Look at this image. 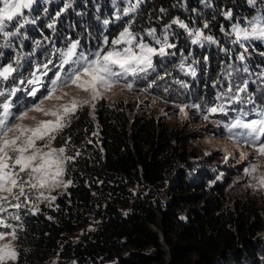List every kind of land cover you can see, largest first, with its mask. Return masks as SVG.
I'll return each instance as SVG.
<instances>
[{
    "label": "trees",
    "instance_id": "obj_1",
    "mask_svg": "<svg viewBox=\"0 0 264 264\" xmlns=\"http://www.w3.org/2000/svg\"><path fill=\"white\" fill-rule=\"evenodd\" d=\"M65 3L71 6L57 16ZM113 3L112 0H49L48 4L36 1L31 9L23 10V15L40 29L37 42L47 39L52 47L75 38L84 48L82 52L88 54L101 43L100 32L106 18L120 15L121 8L114 0ZM161 8L167 11L161 13ZM227 10L232 11V20H241V16L250 18L257 10H264V0H256L254 6L248 0H144L136 13L118 23L110 22L107 36L117 33L131 16H135L134 32L148 27L159 31L175 18L189 28H203L208 21L209 27L204 32L218 43L204 42L201 46L207 57L206 76L234 74L232 65L243 53L245 59L237 65L248 69L247 91L241 92L240 99H233L232 103H228L229 98L218 100L216 92L208 89L209 84L202 85V77L200 83L190 79L186 85L180 79L168 91L176 100L197 103L201 112L213 104L224 103L227 113L211 116L222 135L229 138L226 125L237 118H251L254 108L264 109V76H257L264 70L261 54L264 45L253 42L244 53L232 43L231 36L225 34L229 32V21L221 14ZM97 15L99 22L93 21ZM49 24L54 26L49 28ZM171 28L176 32L173 44L181 48L180 56H183L186 32L178 25ZM30 31L28 38H35ZM85 38L91 42H85ZM13 39L20 47L21 43ZM29 48L27 45L21 51L31 57ZM192 53L195 52L188 55ZM176 59L173 55L172 60L169 57L163 64L174 65ZM9 63V52L0 47V65ZM204 66L201 60L200 76ZM24 73L16 72L14 79L0 84L3 88H19L16 95L24 94L19 100L20 108L31 100L25 99L31 96L24 80L28 74ZM157 76L155 82L161 80ZM18 80L25 83L21 85ZM229 83L235 97L243 84L236 83L234 78ZM258 85L263 90L255 95ZM250 89H255L251 90L252 94ZM15 96L11 99L13 113L18 111ZM249 98L252 103H248ZM248 104L250 108L242 110L248 115L238 116L241 107ZM94 105L91 113L86 106L79 110L70 126L54 141L63 145L64 139L71 137L66 154L75 159L66 163L64 177L72 183L56 194L51 204L40 203L36 211L22 215L16 229L18 258L11 264H37L50 252H57L59 261L73 259L76 264H264V248L257 234L264 223L256 207L244 200L233 201L232 208L223 204V184L219 181L209 184L211 176L207 169L202 164L193 167L189 163V157L195 153L188 145L187 131L150 114H126L124 108L103 100ZM77 150L79 156L75 155ZM90 217L96 223L86 229ZM77 226L81 231L72 240L70 234Z\"/></svg>",
    "mask_w": 264,
    "mask_h": 264
},
{
    "label": "snow or ice",
    "instance_id": "obj_2",
    "mask_svg": "<svg viewBox=\"0 0 264 264\" xmlns=\"http://www.w3.org/2000/svg\"><path fill=\"white\" fill-rule=\"evenodd\" d=\"M34 3L35 0H0V47H12V38L18 37L20 30L26 24L34 22L23 15V10L31 9ZM143 3L144 0H135V2L130 0L123 10V15L130 16L136 13ZM248 3L254 6L256 0H248ZM70 6V3H65L57 16ZM159 11L165 13L167 10L161 8ZM221 14L225 19H231L233 15L231 10L222 11ZM116 19H121V16L117 15ZM134 21L135 16H131L122 30L111 40L105 36L94 52L88 54L78 52L80 42L70 41L66 49L55 50L61 58L59 65L53 60L36 65L30 73L31 79L27 80L28 85L44 86L41 78L46 77L51 71L49 65L58 67L59 71L55 72L50 84L45 86L47 90L43 99L18 114L11 111L13 107L11 98L16 95L19 88L0 87V97H7L0 102V264L15 262L18 258V252L12 243L18 239L16 230L18 225L9 221H19L20 216L15 212H9V208L18 212L22 207L28 206L32 199L29 193H37V200H55L54 196H45V192L61 187L67 188L72 183L71 180L64 179L66 163L75 159V156L66 154L71 137H66L63 141L64 146L58 148L53 146V142L65 128L70 126L77 112L85 106L94 108L96 100L121 83L124 88L131 90L134 85L127 78L138 77L140 74H147L150 69L154 70V57L174 55L168 51L176 47L169 42L167 30L171 25H178L179 28L184 29L193 45L203 46L205 41L211 44L218 43L212 35H206L204 32V29L209 27L208 21L204 22L203 28H189L182 20L175 18L171 24L164 26L165 32L162 38L157 37L155 28L145 31L144 35L151 37L155 45H158V47L153 46L145 41L144 35L132 30ZM104 23L107 25L109 21L105 20ZM10 25L14 30H9ZM53 26V24L48 25L49 28ZM221 31H224L223 26ZM225 34L234 36L232 43L239 44L246 53L248 47L244 41H264V12H258L251 19H247L244 26L240 23L233 24L231 31ZM21 59L22 54L18 53L11 63L0 65V84L10 78L14 79L13 74L19 70ZM204 59L207 60V57ZM237 59L244 61L245 55L241 53ZM66 65L67 70H65ZM180 67L184 68L183 61ZM244 71H248L247 67ZM188 73L195 76V68L189 66ZM261 75L264 76V73ZM19 83L22 85L25 82L21 80ZM154 83L155 81H152L148 87H152ZM68 88H75L78 93L82 92L85 96H70L65 91ZM247 89L248 81H245L244 86L237 89L235 97H229L228 103H232L233 99L239 100V94L246 92ZM39 90V87H32L27 94L36 96ZM231 91L232 88L229 86L227 92ZM225 95L227 93L218 94L217 99L221 100ZM46 101H54V103L46 107ZM248 103H252L251 98ZM190 107L200 110L199 105ZM180 111L184 113L185 107H180ZM227 111L224 103L213 104L204 109L206 113L204 119L207 120L210 115L216 113L226 114ZM30 112L40 113L47 118L30 117ZM243 115L247 116L248 113ZM255 115L256 119L237 118L225 127L230 133L229 139L235 138L237 142L248 145L253 149V155L256 157H264V109L255 110ZM26 119L31 120L32 123H23ZM233 129H239L240 132L233 133ZM75 155L79 156L80 152L77 150ZM241 158L247 160L249 157L245 153ZM259 168V164H249L244 168L245 176L250 177L252 181L248 186L254 190H264V172L259 171ZM32 209H35V204H32Z\"/></svg>",
    "mask_w": 264,
    "mask_h": 264
},
{
    "label": "rangeland",
    "instance_id": "obj_3",
    "mask_svg": "<svg viewBox=\"0 0 264 264\" xmlns=\"http://www.w3.org/2000/svg\"><path fill=\"white\" fill-rule=\"evenodd\" d=\"M36 1L39 3L48 4L49 0H35V2ZM115 2H117L118 6L121 8L120 11H118V14H120L121 16L123 14L124 8L128 6L130 0H115ZM131 2H135V0H131ZM112 5H114L113 0H112ZM258 12H264V10H257L252 15V17L255 16ZM126 17L127 16L124 17L121 16V19L117 20L116 17L112 16L108 18L109 20H107V18L106 20L109 21L108 24H110V22H115V21H117L118 23L121 20H124ZM252 17L247 18L245 16H241L240 17L241 20L228 19L229 32L231 31L233 24L240 23L241 26H244L246 20L251 19ZM130 18L131 17H129V19ZM93 21L99 22L100 17L98 15L95 16L93 18ZM22 22L23 21L21 20V23ZM103 24L104 26H102L100 32V35L102 37L101 42L103 41V38L107 36V29L109 27L108 24L105 25L104 22ZM31 27L33 30L31 29ZM122 28L123 27H121L117 33L113 32V35H111L109 39L111 40V38H114L122 30ZM149 28L151 27L145 28L143 31L138 33L144 35L145 31ZM9 30H14L11 27V25L9 27ZM29 30H31L30 32L32 31L34 32L35 38H33L32 36L28 38ZM167 31L169 33V42L170 43L175 42L174 40L176 36L174 38L173 34L176 35V32L173 31L172 28L168 29ZM164 32H165V27H163V29H160L159 31H156L157 37L162 38ZM185 34H186V41H185L186 48L183 56H180L181 48H179V46H177L176 44H175L176 45L175 48L168 50L170 53H174L175 58L177 56L174 65L165 64V68L157 70V68L161 67L163 65V62L168 60L169 57L172 60L173 55H168L165 57L156 56L153 58L154 70L150 69L147 74H140V76L138 77L129 76L127 78L128 81L132 82L134 85L131 90L124 88L123 84L121 83L115 86L110 92L105 93L104 96L98 100H103L109 105L122 107L125 109L126 114H136L140 116L150 114L154 116V118L166 121L171 125H174L178 128L183 129L184 131H187L188 132L187 137L189 139L188 145L190 149L195 153L194 156L189 157L190 165L196 167V165L202 164L209 172L208 174L211 176V178L208 179L209 184H212L215 181H219L221 184H223L224 193L222 197V202L224 205H226L228 208H232L233 201L235 200L251 201L253 205L256 207L257 213L258 215H260L262 222L264 223V190H254L253 188L249 187L248 185L252 181L250 177H247L244 174V168L247 167L249 164H259L260 165L259 171L264 172V157H256L255 155H253V149L248 145L243 144L242 142H237L235 138L229 139L228 137L222 135L218 123L211 115L207 120H205L204 119V115L206 114L205 112H201L200 110H197V108L195 107H190L191 105H197V103H190L187 101L183 102L169 96V92L167 91L169 87L167 88L166 84L169 81L168 79L171 74L178 73L177 76L173 78L177 80H179L178 77L181 74H183L184 76H186V79H184L185 81H189L190 79L200 80V78L202 77V85H204L205 80L208 82L210 79V81L208 82L209 84L210 82H213L215 78L218 77V76L214 77L215 73L211 74L213 75V77L206 76L207 75L206 71L208 69V65H206V61L204 59L206 57V53H203V50L200 45H193L191 43L187 32ZM40 35H41L40 29H38L35 23L34 25L31 23L26 24L23 27V29L20 30V35L18 37H14L21 43V46L19 47L18 45H16L14 39L12 38L11 40L12 47L5 48V51L9 52V58L11 59V62L16 58L18 53L22 54L21 63L19 66V70L17 72L18 73L23 72V74H25L24 72H26L28 74V76L24 78V80L26 81L31 79L30 73L33 71L36 65H42L46 63L48 60H53L56 65H59L61 58L59 56V53L56 52L55 50L66 49V47L70 42V39H68L67 42H62L63 43L62 45H58L57 42L55 43V46L54 44H52V47H50V45H48L47 39L43 40V43L41 42L37 43L38 41L37 39L40 37ZM73 39L74 40L72 41H77V39L75 38ZM144 39L146 42L151 43L153 46L158 47V45H155V41L152 40L151 37L144 35ZM231 39L233 41L235 37L231 36ZM87 40L91 42V39L85 38V42H87ZM58 41L60 40L58 39ZM253 42H260L261 44L264 45V41H259V40L244 41L248 49L251 46H253L252 44ZM27 45L28 48L30 47L29 49L31 52V57H29L25 51H21V48ZM206 45H211V43H207ZM236 45L239 46V44ZM95 48L97 50L98 46H95ZM194 48H197L198 50L196 51ZM83 50L84 48L81 47L78 48V52H82ZM191 51L195 53L188 55V53H190ZM201 60L203 62V65L205 66L201 70L203 75L200 76L198 72H199ZM182 61L184 64L183 69H181L180 67ZM237 62L241 63V61L236 58L235 64L232 65V68L233 69L235 68L233 72L234 74L232 75L227 74L226 78L228 82L231 78H234L236 80V83L238 82L244 85V82L245 81L249 82L250 79L247 75L248 73L244 71L245 66H238ZM189 66L195 68L196 70L195 76L190 77V74L188 73ZM49 68L51 69V71H49L51 72L50 75L41 78L44 86L29 85V90L32 87H39L40 90L37 92L36 96H31L29 98L25 97L26 101L31 99L30 101H28V104L26 106L20 108L19 105V100L21 97L23 98L24 94L19 93V95L15 96V98H17L15 101V107H18L17 108L18 111L14 113L18 114L19 112L24 111L27 108H30L34 103H38L41 99H43V96L46 94V90H47L45 86L49 85L51 79L54 78L55 74L53 75L52 73L54 71H59L58 67H52V65H49ZM67 68L68 66L66 65L65 70H67ZM172 69L175 71H173ZM261 73H264V70L263 71L260 70L257 76L259 77ZM166 74L167 76L165 78L161 79L159 82H155L154 84H152V87L150 88L148 87L149 83L155 81L156 75H158L157 80H159V77H163ZM180 79L183 78L181 77ZM253 79H255V76L253 77ZM218 80L219 83H222L224 77L223 76L218 77ZM18 82H20V80H18ZM243 85H240V87H243ZM220 89H221L220 86H218V90ZM251 90L254 91L255 89H250V91ZM65 91H67L70 96H74V95H79L81 97L85 96V94L82 92L78 93L75 88H68L65 89ZM179 94L180 93H178V95ZM6 98L7 97H3V100ZM65 99H67V97ZM52 103H54V101H46L45 106L48 107ZM182 106L185 107L184 113H181L180 111V107ZM86 107L91 113L93 108L89 106ZM29 116L30 117L36 116L37 119L47 118L44 117L42 114L36 112H30ZM23 123L30 124L32 123V121L26 119L23 121ZM53 146L58 148L63 145H57L55 144V142H53ZM245 153H247L249 157L247 160H243L241 158L242 154ZM64 179L67 181L65 177ZM64 190L65 188L63 187L57 188L52 190L51 192H45V196L47 197L55 196L56 194H60ZM29 195L31 196L32 199H31V203L28 206L22 207L18 212L16 209L9 208L8 210L9 212H15L20 216L19 221L10 220L9 223H12L14 225H19L22 215L26 213H33L34 211H36L40 203L51 204L53 201L50 199L37 200L36 199L37 193H29ZM32 204H35V209H32ZM95 223H96L95 218L90 217V219L85 225V228L86 229L91 228L95 225ZM80 231H81V227L77 226L75 230L70 234V239L75 240L78 237ZM257 234L261 237V241H262L261 245L264 248V226L262 229H260L257 232ZM12 243L15 247V241H12ZM11 263L12 261L8 262V264ZM37 264H76V263L73 259L59 261L57 252H50L47 258H45L42 261H38Z\"/></svg>",
    "mask_w": 264,
    "mask_h": 264
},
{
    "label": "water",
    "instance_id": "obj_4",
    "mask_svg": "<svg viewBox=\"0 0 264 264\" xmlns=\"http://www.w3.org/2000/svg\"><path fill=\"white\" fill-rule=\"evenodd\" d=\"M159 239H161V235L159 234Z\"/></svg>",
    "mask_w": 264,
    "mask_h": 264
}]
</instances>
